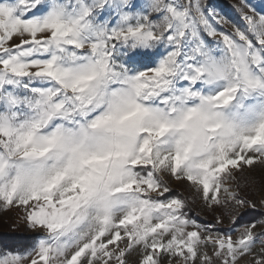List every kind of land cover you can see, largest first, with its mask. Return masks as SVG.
I'll use <instances>...</instances> for the list:
<instances>
[{
  "label": "snow or ice",
  "instance_id": "1",
  "mask_svg": "<svg viewBox=\"0 0 264 264\" xmlns=\"http://www.w3.org/2000/svg\"><path fill=\"white\" fill-rule=\"evenodd\" d=\"M216 8L0 0V211L35 234L0 264H264V8Z\"/></svg>",
  "mask_w": 264,
  "mask_h": 264
},
{
  "label": "trees",
  "instance_id": "2",
  "mask_svg": "<svg viewBox=\"0 0 264 264\" xmlns=\"http://www.w3.org/2000/svg\"><path fill=\"white\" fill-rule=\"evenodd\" d=\"M235 0H211L213 4L223 6L225 8H231L234 6ZM245 177H249L250 179L254 180V185L258 184L261 185L263 182L264 177H261L260 174H257L254 178H252L251 173L249 171H245L243 174ZM264 175V172H262ZM243 184V180L241 181ZM253 185V186H254ZM253 186L244 188L245 193L253 194ZM174 192H177L190 202V215L195 218L199 223L206 226H212L216 223V216L218 215L217 212H213L211 210L206 209L199 199L195 196V193H188L184 194L182 191L176 188H172ZM195 201V202H193ZM250 214L245 215L244 217V224L248 222H256L261 219H264V216L261 215L262 211L255 209L249 210ZM242 226V225H241ZM235 227L231 225V228ZM230 228V229H231ZM214 230L220 231H228L229 229L224 228L223 225L217 226ZM35 235L34 233L23 232L11 224L3 215V212L0 211V247H10V248H17L23 249L25 246L31 243V237Z\"/></svg>",
  "mask_w": 264,
  "mask_h": 264
},
{
  "label": "rangeland",
  "instance_id": "3",
  "mask_svg": "<svg viewBox=\"0 0 264 264\" xmlns=\"http://www.w3.org/2000/svg\"><path fill=\"white\" fill-rule=\"evenodd\" d=\"M210 3H212L211 0H210ZM240 3H241V0H235L234 6L231 8H225L223 6L216 5V4H214V5L217 6L216 10L218 12H220L221 15H224L225 13H227L228 16L226 18H230L232 20H235L237 18V13L235 10L240 6ZM249 3L252 6H254L257 9V11H259L261 8H264V0H249ZM224 27H227V26H224ZM262 172H264V167L256 165L253 167V169L250 173H251L252 178L257 176V174H260L261 177H264V175H262ZM170 184H171L172 188L179 189L184 194L193 193V191L186 184H181V183L172 182V181H170ZM252 198L254 200H256L257 202H259V200L261 198H264V179H263V182L261 185L255 184L253 186ZM199 203L201 205V202H199ZM257 209L264 212V209H261L259 207V204H258ZM2 212H3L4 217L11 224H13L15 227H17L19 230H21L23 232L33 233L28 229L27 225L24 224L21 219H19L18 213L16 210H9V211H2ZM217 214L219 215V212H217ZM223 227L227 228V229L231 228V224L229 223V220L227 218H225V220H224ZM257 231H259V228L257 229Z\"/></svg>",
  "mask_w": 264,
  "mask_h": 264
}]
</instances>
